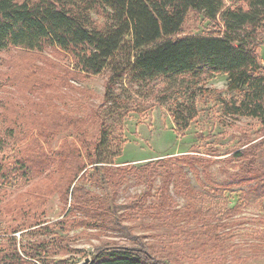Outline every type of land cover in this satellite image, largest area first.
I'll return each mask as SVG.
<instances>
[{"label":"rangeland","instance_id":"374dc122","mask_svg":"<svg viewBox=\"0 0 264 264\" xmlns=\"http://www.w3.org/2000/svg\"><path fill=\"white\" fill-rule=\"evenodd\" d=\"M223 33L190 11L179 37ZM109 80L59 48L0 50V264H97L118 250L166 264H264V198L249 180L264 174V125L224 112L243 93L224 75L179 94L161 79L112 87L114 100L146 109L126 115L122 155L97 172ZM192 96L197 115L179 131L171 111ZM78 155L85 171L67 180Z\"/></svg>","mask_w":264,"mask_h":264},{"label":"trees","instance_id":"16d2710c","mask_svg":"<svg viewBox=\"0 0 264 264\" xmlns=\"http://www.w3.org/2000/svg\"><path fill=\"white\" fill-rule=\"evenodd\" d=\"M190 11L220 22L224 33L180 38ZM94 16L107 22L100 26ZM261 31L264 0H0V50L59 48L70 53L76 67L87 75L109 72L105 98L110 106L101 113L102 130L93 155L97 172L122 155L126 115L146 109L132 97L114 100L112 87L126 80L142 87L161 79L172 88L180 85L173 92L179 94L224 75L230 92L243 93L242 101L224 103L225 114L258 119L264 125ZM188 101L192 104L171 111L179 131L187 130L197 115L194 96ZM69 162L64 168L67 180L85 171L79 155ZM249 180L256 181L255 194L264 198V174ZM96 262L166 264L139 250L101 252Z\"/></svg>","mask_w":264,"mask_h":264},{"label":"water","instance_id":"95a60500","mask_svg":"<svg viewBox=\"0 0 264 264\" xmlns=\"http://www.w3.org/2000/svg\"><path fill=\"white\" fill-rule=\"evenodd\" d=\"M87 261H89V260H87Z\"/></svg>","mask_w":264,"mask_h":264}]
</instances>
